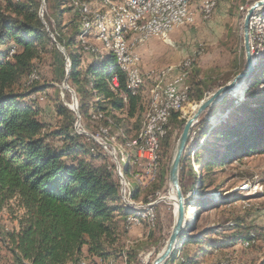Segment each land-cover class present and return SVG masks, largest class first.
<instances>
[{"label":"trees","instance_id":"16d2710c","mask_svg":"<svg viewBox=\"0 0 264 264\" xmlns=\"http://www.w3.org/2000/svg\"><path fill=\"white\" fill-rule=\"evenodd\" d=\"M44 2L50 15H44L43 19L54 41L39 17L40 0L0 1V213L12 200L22 211L9 229L3 227L0 219V264H80L95 260L99 264H113L121 252L120 224L126 229L128 219L134 215L120 200V183L113 161L92 139L76 133V115L67 107H56L61 125L45 132L38 120L40 111L35 102L27 101L30 95L40 91L34 87L37 81L24 86L21 82L36 73L34 63L48 54L49 47L60 44L69 59L67 81L76 96L79 122L82 124L87 119L93 125L87 131L91 134H100V129H105L106 138L112 137L126 120L145 113L140 89L147 83L135 94L128 92L125 75L111 55L83 51L78 40L79 17L69 1ZM65 17L67 23H63ZM48 19L52 20L53 28ZM85 54L89 57L85 58ZM192 70L191 63L184 87L188 100L199 102L205 92L199 81L190 79ZM114 76L116 88L111 82ZM231 76L226 75L223 82L229 81ZM263 78L264 60H258L247 79L245 99L230 103L221 113L225 117L217 125L210 119H201L197 125L202 129L191 132L180 162L179 183L183 195L197 186L198 198L189 201L190 197L186 196L187 204L191 202L197 214L230 200L242 199L237 194L232 197L219 194L218 201H213L211 195L216 194L215 191L203 192L210 186L214 169L242 156L264 154ZM245 85L246 82L241 84L235 97L243 94ZM256 87L262 89L256 92ZM116 113L125 114V120H118ZM98 115L102 117L92 119ZM215 119L216 116L212 118ZM183 122L180 113L170 112L166 132L158 141V154L161 148L168 150L171 146L170 125L181 126ZM119 137L117 140L124 143L126 139ZM210 137L214 141L204 145ZM53 139L61 144L59 148L49 141ZM192 151L197 160L194 171L189 163ZM134 167L125 165L124 174ZM185 176L192 180L190 188L183 183ZM163 177L162 174L161 180ZM154 184H150L148 192L157 189ZM136 192L142 191L132 194L134 200ZM146 198L144 201L148 202ZM230 223L238 228L236 223ZM194 230L191 231L195 235L186 237L182 245L195 244L198 254L182 264H197L195 261L207 250L217 246H206L210 236L216 234L212 229L198 233ZM240 238L247 243L253 240L248 236Z\"/></svg>","mask_w":264,"mask_h":264},{"label":"rangeland","instance_id":"374dc122","mask_svg":"<svg viewBox=\"0 0 264 264\" xmlns=\"http://www.w3.org/2000/svg\"><path fill=\"white\" fill-rule=\"evenodd\" d=\"M40 1L42 6L41 20L46 26L49 37L50 34L53 36V39L51 37L50 39L54 41V35L43 19V16L45 15L48 17L50 12L47 10L44 0L43 3L42 0ZM94 1L95 0H93V2ZM257 1L260 0H215V9L210 16L203 19L196 13L191 24H184L178 29H174L162 36H153L144 44L146 46H152L150 48L147 47L148 57L146 59V67L148 69L145 73L158 71L168 66L176 67L182 62L189 60L193 66L190 79L201 83V88L205 92L202 98L204 99L208 94L224 86L235 76L246 70V57L243 45V22L247 11ZM89 5L92 4L89 3ZM95 6H97V2L96 4L93 3L90 7L94 8ZM263 13L264 8H261L256 10L253 15L259 14L262 16ZM65 18L63 23H67L68 18ZM48 21L51 23V28H53L52 20L48 19ZM261 34L260 32L257 33L259 37H261ZM260 40H262V38H260ZM89 41L93 42L92 39ZM256 42V45L253 44L251 49V55L254 59L258 60L264 57V50L261 49V47L255 49L258 40H256ZM94 44L104 51L101 42H94ZM50 48L51 47L48 48V54L43 56L39 62L34 63V70L36 73L32 75L38 77L35 80L37 84H35L34 87L39 88L40 91L35 95H30L27 99V101L32 100L35 102L36 108L39 109L40 114L38 115V120L44 125L45 132L53 131L61 125V119L56 113V107L61 105L70 109L72 105L69 91L63 88L66 70L64 55L57 49L56 43L52 49ZM103 55L109 54L104 51ZM88 57L89 55L85 54V58ZM140 66L142 69L141 59ZM188 74L189 72L187 73V78ZM228 74H232L229 81L223 82L224 77ZM28 82L31 83L30 78L27 80L23 79L21 83L24 86L28 85ZM245 82V90L242 95L235 97L237 91L227 94L219 102L206 109L205 112L199 116L197 123L201 119H210L213 125H217L222 121L225 116L221 113L227 106L230 107V103L237 104L245 99V91L248 88L247 80ZM146 83V86L142 85L143 87H140L145 113L142 115L139 114L132 119L126 120L125 123H122L123 126L121 125L119 127L121 130H117L113 135L115 139L114 142L109 140L110 136L106 138L100 134H91L87 132L93 128V125L90 124L87 119L79 126L80 130L84 129L83 131L89 135L88 137L90 139H92L90 135L97 139V142L92 139L96 145H98V143H109L115 147L117 152L116 158L118 159H116L117 165L122 174V183L126 185L124 188L120 185V200L123 202V194L126 200L132 204L130 210L133 211L134 215L136 214L135 217L139 214L146 215L147 213L152 215V221H148V219L145 218L139 225H126V229L123 228V223L120 224L122 228L119 244L121 252L118 253L119 256L113 261V264H152L165 247L174 223L172 202L168 199L166 200L169 188V169L176 144L182 134L186 120L198 103L188 100L185 104L186 106H183L182 112H180V119L184 122L181 126L170 125L171 146L168 150L161 148L159 154L157 152V167L155 170L156 174L153 175V180H150L147 173H145L143 161L140 166L136 165V163L133 164L135 165L134 169H128L129 172L125 175L123 170L124 166L128 164L127 155H130L132 157L130 161H133L134 151H137L138 147H133L131 151H125L123 147L124 143L117 140V138L120 136L119 138L122 140L129 139V141H133V139L135 140L137 137L150 102L151 81H146ZM68 87L72 89L69 85ZM261 89L262 87H256L254 91L259 92ZM260 99H262V97H260ZM214 116H216L217 119L212 120ZM115 117L118 120H125L126 118L125 114L119 115L117 113ZM92 119L97 120L94 118ZM197 123L195 124L196 126L194 125L191 128L188 141L190 140L192 131H200L202 129ZM49 141H53L56 148H59L61 145L56 139ZM213 141L214 138L210 137L206 140L204 145L208 146V143H212ZM100 148L110 157L115 165L109 153L102 147ZM194 152L195 151H192L190 155L191 162H189L193 171L197 169L194 167V163L197 161L193 158ZM115 172L118 177L116 165ZM162 174L164 175L163 180L160 178ZM210 182V186L205 189V191L203 190V192L208 194L215 191L216 194L211 195L213 201H218L219 194L223 196L237 194L240 195L242 199L230 200L213 208L204 209L197 214L195 213V208L191 206V202L189 204L186 202V196L190 197L191 200L189 201L198 198L197 186L191 189L190 185H192V180L185 176L183 183L186 187L190 188L189 191L183 195L180 187L184 199L183 210L185 228L183 233L178 236L175 249H173L165 264L169 261L171 262L173 258L174 260L171 264H182L186 259H193L198 254V249L195 244L186 243L182 245L186 237L195 235V233L192 234V229H195L194 231L196 233L204 229H212L216 232L215 235L210 236L209 239L211 240L206 243V246H210L211 244L217 246L207 250L200 260L195 261L197 264H263L264 154L242 156L237 160L226 163L222 168L214 169L210 176ZM151 183H155L154 185L157 186V189L153 190V193L148 192V187ZM136 190L142 192H136L137 198L134 200L132 199V194ZM146 192H148V194H146ZM145 197H147L146 199L148 202L144 201ZM21 215L22 211L17 206V203L14 202V200L9 201L0 213L3 227L6 229L11 228L16 223L15 219ZM230 222L236 223L238 228H234ZM189 226L191 229H187ZM236 235L240 237L248 236L253 240L251 243L248 242L247 244L245 240L236 237ZM246 244L247 246H245ZM84 263L99 264L98 260H95V262L84 261Z\"/></svg>","mask_w":264,"mask_h":264},{"label":"bare ground","instance_id":"6f19581e","mask_svg":"<svg viewBox=\"0 0 264 264\" xmlns=\"http://www.w3.org/2000/svg\"><path fill=\"white\" fill-rule=\"evenodd\" d=\"M68 1V3L79 14L80 25L78 29V40L81 43L82 49L86 51V53H99L97 48L90 44L88 40L89 37L93 36L97 41L103 44L104 51H106L109 56L111 55L113 57L116 65H118L119 56H122L121 64L118 68L125 75L127 91L132 94L137 93L146 81H151L150 102L148 111L144 116L142 126L135 140L133 139V141H129L128 139L124 142L123 147L125 149H123L125 151H131L133 147H138L139 149V141L141 140L142 143H149L152 137V131H154V125L156 124L153 135V147L151 150V170L148 174V178L153 180V175L156 174L155 170L157 167L158 141L166 132L168 116L170 112H182L183 106H186L185 104L188 102L184 83L187 77V70L191 66V62H189L185 68L184 66L186 61L176 67L172 66L161 68L158 71L142 73L140 59L139 67H134L137 62L135 49L139 48L141 44L149 41L153 36H162L174 29H178L184 24H191L194 18H192L191 14L188 13H193V10H197L198 3H204V0H141L139 8H137V5H134L133 0H97V6L94 8H91L90 6H92L95 2L90 3L92 5H89V2L87 3V1L84 2L82 0ZM210 4H212L211 12ZM214 9L215 0H205V4H203L202 7V15L210 16ZM250 18L251 19H249L248 23V47L251 55V49L253 44L256 45V40H258L257 46H260L261 49L264 50V14L262 16L255 14ZM259 32L262 33L261 37L257 35ZM260 38H262V40H260ZM255 49H257V47H255ZM11 53L12 51H10V54ZM99 54L103 55V53ZM251 58L252 60H257L254 59L252 55ZM258 60H264V57L259 58ZM67 64L68 63H66V65ZM182 70L183 72H181ZM163 73H165V76L167 77H163ZM176 74L177 81L182 82H179L178 89H176V93L174 95V102L176 103L175 107L171 108L167 104L165 94L170 87L171 77H174ZM37 78L38 77L35 75H31L30 82H33ZM111 82L113 87L116 88L117 82L115 76L112 78ZM244 83L245 82L243 80L238 81L235 84L232 93L237 91L241 84ZM214 92L208 94L206 97H210V95ZM123 100L125 101V98H123ZM219 101L220 99L212 105ZM199 103L200 101L195 105V109L189 116L196 112ZM101 117V115L96 117L92 116L94 119H100ZM100 135L106 137L107 131L105 129H100ZM109 140L112 142L115 141L113 136L109 137ZM112 147L113 155L115 159H117L116 149L113 145ZM130 158L132 157L127 155V163L131 165L135 164V162L130 161ZM117 174L119 178V172H117ZM120 177L121 182H123L121 172ZM122 199L123 203L130 208V206L127 205V202L129 201L126 200L123 194ZM166 199L172 202L174 216L178 215V199L176 198V191L173 186H169ZM145 218H147L148 221H152V215L149 213L146 215L139 214L137 217L133 215L129 219L134 222L141 223ZM176 243L177 241L173 244V249H175ZM163 250L164 248L159 255L163 252ZM80 264L85 263L81 262Z\"/></svg>","mask_w":264,"mask_h":264},{"label":"water","instance_id":"95a60500","mask_svg":"<svg viewBox=\"0 0 264 264\" xmlns=\"http://www.w3.org/2000/svg\"><path fill=\"white\" fill-rule=\"evenodd\" d=\"M43 3V0H42ZM264 8V0H260L255 2L247 11V14L245 16L244 22H243V45H244V52L246 57V70L240 73L239 75L235 76L230 82L225 84L224 86L218 88L215 90V92L210 95V97H205L202 99L199 103V106L196 110V112L189 116L186 120V123L184 125L182 134L180 135L178 142L176 144V148L173 154L172 162L169 169V178L168 183L169 186H173L176 191V198L178 199V215L174 216V223L173 227L170 233V236L168 238V241L166 242V245L164 247L163 252L158 255L152 264H165V262L169 259L172 251H173V244L177 241V238L180 234L183 233L185 228V221H184V210H183V203L184 199L180 190L179 182H178V174H179V166L181 157L185 150V145L188 141L191 128L197 123V120L199 116L205 112L206 109L212 106L214 102H216L218 99H222L227 94H231L234 90V86L238 81L243 80L244 82L248 79L249 75L254 71L255 67L258 64V60H252L251 55L249 53V47H248V23L249 19L254 13L256 9ZM39 17L42 19V6L39 10ZM44 24V22H43ZM50 37L53 39V36L50 34ZM57 49L64 55L65 63L69 61L68 56L64 50V48L56 43ZM69 68L70 65H66L65 70V79L63 81V88L68 90L71 95V102L72 105L70 106V109L75 113L76 115V122L74 124L75 131L79 134L88 135L85 131L80 130V123H79V111L77 106V100L75 93L72 89H70L67 85V79L69 75ZM90 137L97 142V139H95L93 136L90 135ZM100 147H102L106 152H108L112 159L115 162L116 170L118 171L119 167L117 165V161L113 155V147L110 144L107 143H98ZM121 178V177H120ZM167 200V199H166ZM127 205L132 206L131 203L127 202Z\"/></svg>","mask_w":264,"mask_h":264},{"label":"built area","instance_id":"2783aa9c","mask_svg":"<svg viewBox=\"0 0 264 264\" xmlns=\"http://www.w3.org/2000/svg\"><path fill=\"white\" fill-rule=\"evenodd\" d=\"M195 1H197V0H195ZM133 2H134V5H137V8H139V5L141 4V0H133ZM203 4H205V0H204V3H198V9L197 10H193V13H188V14H191L192 18H194V16L197 13V14H199L204 19L208 15H202V7H203ZM211 7H212V4H210V12H211ZM77 14H78V12H77ZM78 17H79V14H78ZM79 25H80V20L78 21V26ZM122 42H123V36H122ZM144 44L145 43L141 44L140 47H142ZM255 47H257V49H258V47H260V46H255ZM11 50H13V49H11ZM84 52L86 53V51H84ZM136 55H137V62L135 63V66L134 67H139V58L140 57H139L138 53ZM121 58H122V56H119V58H118V65L117 66H119L121 64ZM189 62H191V61L186 60V63H185L184 68L187 66V64ZM181 72H183V70ZM142 73H143V71H142ZM162 75H163V77H167V76H165V73H163ZM179 82H182V81H177V74L174 77H171L170 87L166 91V94H165L166 100H167V104L171 108L175 107V104H176L174 102V95L176 93V89H178ZM157 116H158V114H157ZM156 119H157V117H156ZM155 128H156V124L154 125V131H152V137L150 139V142L149 143H142V140L139 141V149L137 151H134V154H133V162H135L136 165H139L140 166L141 165V162L143 161L144 170H145V173H147V175H148V173L151 170V150H152V147H153V135H154V132H155ZM87 136H89V135H87ZM118 172H119L120 185H121L122 188H124V186H126V185H123V183L120 180V169H118ZM128 225L129 226H134V225H139V223L134 222V221L128 219ZM247 244L245 246H247Z\"/></svg>","mask_w":264,"mask_h":264},{"label":"crops","instance_id":"0c3cea01","mask_svg":"<svg viewBox=\"0 0 264 264\" xmlns=\"http://www.w3.org/2000/svg\"><path fill=\"white\" fill-rule=\"evenodd\" d=\"M94 2H95L94 4H96L97 0H95ZM90 39L93 40V42L89 41L90 44H92L94 47H96L97 50L99 51V53H103L104 51L101 50L97 45L94 44V42H99V41H97L93 36L90 37V38H88V40H90ZM147 47L150 48V47H152V46H150V45H149V46L144 45L143 47H139V48L135 49L136 54L138 53V55H139V57H140V59H141L142 70L144 71V73H145V71L148 69V68L146 67V62H147L146 59H147V57H148V55H147V52H148ZM99 53L96 52V53H92V54H99ZM168 67H169V66H168ZM171 67H172V66H171ZM145 83H146V82H145ZM145 83H144V84H145Z\"/></svg>","mask_w":264,"mask_h":264}]
</instances>
